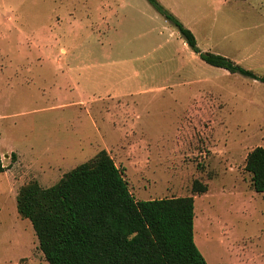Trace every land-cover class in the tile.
<instances>
[{
  "label": "rangeland",
  "instance_id": "rangeland-1",
  "mask_svg": "<svg viewBox=\"0 0 264 264\" xmlns=\"http://www.w3.org/2000/svg\"><path fill=\"white\" fill-rule=\"evenodd\" d=\"M158 2L201 52L264 76V0ZM257 147L264 85L205 64L146 0H0V264H47L19 189L50 188L100 151L136 201L207 185L193 196L194 241L201 253L202 214L215 236L231 232L203 248L217 264L259 230L236 205L252 211L244 167Z\"/></svg>",
  "mask_w": 264,
  "mask_h": 264
},
{
  "label": "trees",
  "instance_id": "trees-1",
  "mask_svg": "<svg viewBox=\"0 0 264 264\" xmlns=\"http://www.w3.org/2000/svg\"><path fill=\"white\" fill-rule=\"evenodd\" d=\"M146 1L205 64L264 85V76L201 52L193 33L158 0ZM244 168L253 190L264 193V148L249 152ZM207 191L195 180L191 196L136 201L123 172L100 151L50 188L35 182L22 186L16 210L31 223L47 264H207L194 241L193 199Z\"/></svg>",
  "mask_w": 264,
  "mask_h": 264
},
{
  "label": "crops",
  "instance_id": "crops-1",
  "mask_svg": "<svg viewBox=\"0 0 264 264\" xmlns=\"http://www.w3.org/2000/svg\"><path fill=\"white\" fill-rule=\"evenodd\" d=\"M251 187V186H250ZM252 190V196L248 198L249 202H252V211H248L245 202H238V200H232L239 207V211L241 214L252 216V223H259V230H256L252 226V236H244L242 238L238 237L235 240L230 248H226L222 254L219 256V262L217 264H264V193H257ZM225 196V195H224ZM232 197H236V195H232ZM233 198V199H234ZM215 218L210 215L202 214V218L199 222V229L202 233V241H201V254L203 258L206 260L207 264H211V261L208 259L206 254L203 251L204 246L208 245V242H214L215 238L219 236H227L232 235L231 232H227L225 229H216L219 234L215 236L214 229ZM256 226V224H255ZM197 228V223L194 220V230ZM216 242V241H215ZM221 242V240L219 241ZM225 241L222 240L224 244Z\"/></svg>",
  "mask_w": 264,
  "mask_h": 264
}]
</instances>
